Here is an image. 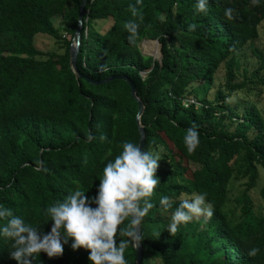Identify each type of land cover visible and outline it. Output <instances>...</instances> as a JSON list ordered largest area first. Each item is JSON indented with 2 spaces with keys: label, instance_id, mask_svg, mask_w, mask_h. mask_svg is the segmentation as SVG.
<instances>
[{
  "label": "trees",
  "instance_id": "16d2710c",
  "mask_svg": "<svg viewBox=\"0 0 264 264\" xmlns=\"http://www.w3.org/2000/svg\"><path fill=\"white\" fill-rule=\"evenodd\" d=\"M83 1L0 0V206L44 232L52 223L47 206L75 187L94 197L104 164L122 143L140 144L139 104L130 84L94 85L71 69ZM195 2L90 0L78 68L94 81L128 77L145 106L144 150L161 160L160 183L149 198L154 207L142 218V264H264V209L251 195L264 170V53L254 46L264 0L256 10L247 0H208L206 12H196ZM132 7L143 21L130 41L124 24L137 19ZM39 35L64 51L39 50ZM145 40L162 45L161 62L142 53ZM248 48L258 63L251 73L242 64ZM222 70L215 97L202 98L194 85H213ZM193 124L200 143L188 153L183 136ZM235 182L244 184L237 195ZM181 193H206L212 215L179 225L172 236L166 228ZM162 195L172 201L168 211L159 206ZM9 244L0 239V264H16ZM70 245L58 257L35 254L33 264H90L87 250ZM124 256L136 264L131 245Z\"/></svg>",
  "mask_w": 264,
  "mask_h": 264
},
{
  "label": "clouds",
  "instance_id": "9594fccd",
  "mask_svg": "<svg viewBox=\"0 0 264 264\" xmlns=\"http://www.w3.org/2000/svg\"><path fill=\"white\" fill-rule=\"evenodd\" d=\"M207 3L208 0H196V12H206ZM131 11L137 19L126 22L124 29L133 41L143 16L138 15L134 7ZM231 12L225 9L224 16L231 18ZM199 143V133L193 124L185 130L183 144L187 152L192 153ZM160 160L159 155L142 151L137 144L122 143L119 154L104 164L94 197H87L80 187H75L62 201L46 207L45 215L52 222L47 232L0 206V239L10 242V259L16 264H33L35 254L41 252L49 258L58 257L63 253V245L71 240L72 250L88 251L90 264H127L125 250L129 245L136 248L142 241L138 227L154 207L149 198L160 183L156 176ZM206 195L192 193L185 198L181 193L166 228L172 236L179 225L193 217H211L212 206L206 203ZM158 203L164 211L173 207L167 195L160 196ZM255 252L256 249H252L249 254L255 255Z\"/></svg>",
  "mask_w": 264,
  "mask_h": 264
},
{
  "label": "rangeland",
  "instance_id": "374dc122",
  "mask_svg": "<svg viewBox=\"0 0 264 264\" xmlns=\"http://www.w3.org/2000/svg\"><path fill=\"white\" fill-rule=\"evenodd\" d=\"M247 1L251 5V7L254 8L255 10L258 9L260 2H261V0H247ZM103 23H106V24L110 23L111 24L110 20L103 21ZM55 24L61 30H63V31L65 30L64 29L65 27L62 26L63 21L61 18H56ZM104 27L105 26H101V28H104ZM68 37H69V35H68ZM36 46L39 50H41L45 53L52 52V51L62 53L64 51L63 49L60 48V45H59V43L56 42V40H54L48 36L39 35L36 39ZM254 46L257 49L263 51V53H264V22L261 24V26L259 28V38L254 42ZM140 48L144 54H147V56L150 53L155 54L157 52V54H159V47L157 45H155L154 43H148V42L142 43L140 45ZM242 64L249 68V73H251L252 71H254L258 67V63L256 61V58L252 55V52L249 48L244 51V56L242 58ZM262 76L264 78V71L262 72ZM223 84H224V71L222 70L220 72V74L217 75L213 85L201 86L200 84H195L194 88L196 90H198V93L201 95L202 98H204V96H205V97H208L209 99H213L215 97L216 93L218 92L219 86H221ZM262 89H263V96H262L263 101L260 103V107L262 109H264V87ZM253 98L254 97H251L252 101L255 100V99L253 100ZM230 100H232V99H230ZM263 185H264V170L261 171V177H260L259 185L257 186L256 189H254L251 192V195H252L253 199L255 200L256 205L260 204L264 209V201H262L260 199V189ZM243 187H244L243 183L235 182L234 187H233L234 188V190H233L234 195H237L239 193V190L243 189ZM234 195H232V198H234ZM230 205H231L230 207L233 208L234 202H232V204H230ZM236 213H237V215H236V218H237V217H239L240 213L238 211H236ZM263 213H264V211H263ZM199 217H201V216H199ZM193 218H195V217H193ZM151 264H155V263L152 262Z\"/></svg>",
  "mask_w": 264,
  "mask_h": 264
},
{
  "label": "water",
  "instance_id": "95a60500",
  "mask_svg": "<svg viewBox=\"0 0 264 264\" xmlns=\"http://www.w3.org/2000/svg\"><path fill=\"white\" fill-rule=\"evenodd\" d=\"M89 2H90V0H84L82 2V5H81V9H80V13H79V19H78V26H77V30H76V37H75L74 43L72 44L71 49H70V66H71V69L74 72V74L76 75L77 79H80V78L86 79L87 81H89L90 83H92L94 85L106 84V83H109L113 80H125L130 84L131 93H132L133 97L135 98V100L139 104V112L137 115V124H138L139 132H140V144H139V146H141V150L143 151L145 148V144H146V133H145V129L141 123V117L144 113L145 106H144V103L141 101V99L137 96L136 86L133 83V81L126 76H113V77H110V78L103 80V81H94V80L84 76L78 68L77 60H78V55H79V51H80V44H81V40H82V30H83V26H84V15H85L86 6L88 5ZM146 42L154 43L155 45H157L159 47V54L150 53V54H148V56L152 57L154 59V61L158 60L161 62L162 56H163L162 45L159 43L158 40H156V41H152V40L143 41V43H146ZM144 55L147 56V54H144ZM138 232L142 235V227L141 226L138 227ZM135 249L137 252L136 264H142L143 254H144V248H143L142 243L140 242Z\"/></svg>",
  "mask_w": 264,
  "mask_h": 264
},
{
  "label": "bare ground",
  "instance_id": "6f19581e",
  "mask_svg": "<svg viewBox=\"0 0 264 264\" xmlns=\"http://www.w3.org/2000/svg\"><path fill=\"white\" fill-rule=\"evenodd\" d=\"M155 53V52H154Z\"/></svg>",
  "mask_w": 264,
  "mask_h": 264
}]
</instances>
